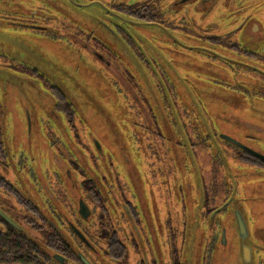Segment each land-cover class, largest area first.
Segmentation results:
<instances>
[{
  "label": "flooded vegetation",
  "instance_id": "obj_1",
  "mask_svg": "<svg viewBox=\"0 0 264 264\" xmlns=\"http://www.w3.org/2000/svg\"><path fill=\"white\" fill-rule=\"evenodd\" d=\"M230 2L24 0L19 7L0 6V42L5 44L2 37L7 40L6 34H13L15 38L26 35L31 41L28 45L34 48L26 47L20 55L5 54L1 49L6 50V45L0 46V91L4 93L9 88L13 94L24 95L22 88L29 92L39 89L46 95L51 94L49 98L53 100L39 120L41 143H32L34 146L27 150L28 155L36 157H31L28 165L18 161L15 168L18 174L26 169V176L47 212L44 214L31 197H24L18 187L0 175L7 187L0 191L12 197L25 211L21 217L23 229L8 214L11 210L8 203L0 200V264H224L222 260L232 252L234 264H244L236 229L227 231L220 226V219L227 217L228 211L231 214L235 211L232 201H236L235 197H229L236 186L233 177L226 176L224 171L220 173V153L228 152L225 147L232 152L237 169L247 171L250 178L259 174L264 179V152L255 141L249 146L237 141L242 146L237 147L215 132L195 131L191 111L188 112L191 106L187 105L192 100L182 93L180 103L175 98L172 101L171 96L179 93L172 95L168 79L175 61L188 60V54L176 52L177 48L202 50L187 45V41L181 42L176 33L217 46L236 30L242 31L244 38H256L259 18L246 12L243 3L232 8ZM261 5L264 0L256 1V10L262 9ZM223 11H228L233 22L227 23L230 30L222 37L211 38L198 33L193 36L186 31L215 27L207 17L211 13L222 15ZM166 30H171L174 36L171 33L164 39L157 36ZM10 42L12 51L16 52L14 41ZM227 43L250 59H257L255 53L230 41ZM210 55L217 57L215 53ZM217 55L223 63L245 67V77L264 86V69L250 68ZM76 58L88 62L93 74L110 76L107 81L115 94L129 99L125 109L127 116L121 120L128 131L126 135L139 175H131L133 166L126 161L130 179L127 184L114 175L110 160L104 171L97 167L90 148L88 158L98 172L91 174L94 181L79 167L78 118L72 102L63 95L62 85L47 76L64 72L59 66H52L53 61L74 65ZM122 61L136 64L137 77L143 78L145 88L156 95L153 105L159 101L162 107V118L154 114L152 100L149 102L140 95L138 78L135 80L124 70ZM66 80L71 86L74 78L68 76ZM164 92H168V99L163 97ZM169 107L174 110L175 118L171 117ZM27 121L29 124L28 115ZM62 138L64 143L60 141ZM67 140L71 146L68 151L65 149ZM215 142L217 148L213 150L210 143ZM71 151L76 155L72 157ZM5 157L6 150L0 144V158ZM51 168L57 170V173L51 171V180H46L45 176L40 182L33 178L34 170L47 174ZM245 178L250 180L242 179ZM249 182L241 181L240 186ZM65 190L73 197L69 199ZM152 192L155 198H150ZM241 202L243 205L246 201ZM26 231H46L47 237L39 243ZM17 237L25 242L20 249L16 248ZM251 248L256 256L255 248Z\"/></svg>",
  "mask_w": 264,
  "mask_h": 264
},
{
  "label": "rangeland",
  "instance_id": "obj_2",
  "mask_svg": "<svg viewBox=\"0 0 264 264\" xmlns=\"http://www.w3.org/2000/svg\"><path fill=\"white\" fill-rule=\"evenodd\" d=\"M229 1H231L230 7H237L239 3H243L246 12L255 14L254 17L259 18L260 27L255 34L256 38L249 40L242 36V31L236 30L232 32L229 39L223 38L221 40L223 43L217 46L211 42L198 41L185 37V34L176 33L178 35L177 38L181 42L187 41L189 42L187 45L200 47L202 50L197 52L195 50L185 51L177 48L176 52L188 54V60L175 61L170 74H168L169 83L173 91L172 95L179 93L178 96H171V99L173 101L175 98L180 103L182 93H186L189 96L192 101L187 102L188 107L190 108L191 106L188 112L190 113L191 111L194 130L198 133L206 132L211 134L215 132L240 141L247 146L252 145L253 141H255L258 149L264 152V86L257 80L254 81L245 77L243 72L245 67L236 63H223L219 61L218 58L220 56L217 55L225 56L233 62L241 63L250 68L264 69V5L260 6L262 9L256 10L258 6H255V4L258 0ZM23 3L24 0L0 1V6L6 8L19 7ZM227 12L223 11L222 15H217L216 13L208 15L209 23L215 24V27H210L208 30L204 28L202 30L190 29L186 31L189 34L192 33L193 36L198 33L211 38L222 37V34L230 30L227 23L231 24L233 22ZM168 33L174 36L171 30L160 31L157 36L164 39L165 36L168 37ZM6 35L8 36L7 40L4 39V36L2 37L5 44L0 42V46L6 45L7 51L1 49L5 54L18 53L22 55L26 47L27 49L31 47L34 49L33 46L28 45L31 41L26 39V35L17 36L18 38H15L13 34ZM10 41H14V46L18 48L16 52L12 51ZM228 41L233 45L238 44L237 46L246 51L255 53L257 59H250L246 54H241L234 48L228 47ZM45 50L50 52L49 49ZM213 53L218 58L210 55ZM53 62L54 65L49 64L59 66L64 72L59 73V75L47 76L62 85L63 90H65L63 95L68 102H73V104H70L79 122V127L77 126L81 140V147L79 146V150L77 149L81 156L79 167L88 174L91 181H94L92 175L98 174V172L89 161L88 150L90 148L94 153L97 167L104 171L107 169V164L110 160L114 175L120 181H124L125 184L129 183L130 179L128 171H126V164L130 163L133 166L130 169L131 175L134 173L139 175V169L136 157H132L134 154L126 135L128 131L123 127L121 120L127 116L125 109L129 101L128 97L122 94H115L114 89L110 87V82L107 81L110 76L104 77L103 75L100 76V74H93L90 65L83 58L81 60L76 58L74 65L71 62L69 64L59 61ZM122 62L124 70L130 75L132 74L135 80L138 78L137 82L141 86L140 95L147 101L149 100V102L152 100L151 106L154 114L158 119L162 118V107L159 101L153 105L156 95H153L145 88L146 81L143 78L137 77L139 76V70L136 64L129 61ZM151 64L154 65L153 63ZM152 65H149L150 69H152ZM145 71L148 72L147 69ZM68 76L74 78L73 84L75 87H73V84L70 86L67 82L66 78ZM255 88L256 91H260V94L255 91ZM5 90L4 93L0 91V144L6 150V157L4 159L0 158V175L18 187L19 190H17L24 197H31L35 205L45 214L47 210L39 202L41 199L36 193L35 186L26 176V169L22 170L21 174H18L15 168L18 165V161L21 160V165H28L30 158L36 157V155H28L27 150L32 148L34 144L41 143L42 139L39 138L40 129L38 127L39 120L43 119V112L47 113L46 111L49 106H52L53 100L49 98L51 94L46 95L39 89H35V92H29L27 89L22 88L24 95L13 94V90L11 91L9 88ZM163 97L168 99V92H164ZM169 111L171 117L175 118L176 115L174 117V110L171 107H169ZM179 127L178 125L176 129L178 130ZM60 141L64 143L63 138ZM95 142L100 146V152H98ZM44 145L47 144L44 143ZM210 145H213V150L217 148L216 142L210 143ZM69 148L71 149V146L67 140L65 149L68 151ZM224 149L228 152L225 154L220 153V173L224 171L226 176L230 175L233 177L236 186L234 188V184L232 185L234 195L231 194L229 197H235L236 201H232V204L244 216L248 229V237L245 243L256 250L257 254L253 256L254 264H264V179L260 178L259 174H255L250 178L247 171L237 169L232 152L225 147ZM52 151L57 155L55 149ZM74 155L76 154H72L71 151V156L73 157ZM60 159L65 162L64 159ZM51 171L57 173L54 168L47 170V174L38 173L34 170L35 175H33V178H36L39 182L43 180L44 176L46 180H51ZM221 175L223 176V174ZM72 176L74 177V173H72ZM243 177L250 178V180L242 179ZM241 181L250 182L240 186ZM140 187H143V183L140 184ZM65 191L69 199L73 197L69 190ZM183 195L185 197V193ZM151 197L155 198L154 193ZM0 200L8 203L11 209L8 214L19 226L25 229L21 218L25 214L22 207L18 206L12 197L2 191H0ZM241 201L246 202L242 205ZM13 212L18 215L16 217L12 216ZM234 221V213L231 214L228 211L227 217L220 219V226L225 227L227 231L233 230L235 228ZM25 233L39 243H43L47 237L46 231H26ZM233 254L232 252L224 257L222 260L224 264H234L236 262Z\"/></svg>",
  "mask_w": 264,
  "mask_h": 264
},
{
  "label": "water",
  "instance_id": "obj_3",
  "mask_svg": "<svg viewBox=\"0 0 264 264\" xmlns=\"http://www.w3.org/2000/svg\"><path fill=\"white\" fill-rule=\"evenodd\" d=\"M73 103V102H72ZM221 139L225 140L226 142L235 145L237 147H242L236 140H233L229 137L220 136ZM96 148L98 150V152H100L101 148L100 146L95 142ZM247 151L251 152L250 149H245ZM81 201L79 203V210H81ZM85 207V206H84ZM235 211L234 213V223H235V229L238 233L239 239H240V253H241V257H242V261L244 262V264H253V253H252V248L251 245H248L245 243V240L248 237V229H247V225L244 219L243 214H241L240 211H238L236 208L234 209Z\"/></svg>",
  "mask_w": 264,
  "mask_h": 264
},
{
  "label": "trees",
  "instance_id": "obj_4",
  "mask_svg": "<svg viewBox=\"0 0 264 264\" xmlns=\"http://www.w3.org/2000/svg\"><path fill=\"white\" fill-rule=\"evenodd\" d=\"M0 188H4L5 190H7V187H5L4 185H3V182H2V180H0ZM16 241H17V243H16V248L17 249H20L22 246H24V239H22V238H20V237H17L16 238Z\"/></svg>",
  "mask_w": 264,
  "mask_h": 264
}]
</instances>
